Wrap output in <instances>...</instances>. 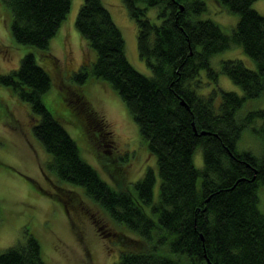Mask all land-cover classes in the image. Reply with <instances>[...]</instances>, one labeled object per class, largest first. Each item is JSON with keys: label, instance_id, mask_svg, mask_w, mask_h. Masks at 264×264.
I'll return each mask as SVG.
<instances>
[{"label": "trees", "instance_id": "obj_1", "mask_svg": "<svg viewBox=\"0 0 264 264\" xmlns=\"http://www.w3.org/2000/svg\"><path fill=\"white\" fill-rule=\"evenodd\" d=\"M72 1L2 4L12 16L14 40L51 58L50 42ZM122 1L138 24V55L151 76L129 61L123 34L103 1L83 0L76 28L84 57L90 59L72 81L78 86L89 79L109 84L137 125L141 144L155 157L156 170L148 168L128 191L114 189L84 159L55 100L51 103L57 114L47 106L52 77L39 58L26 55L1 83L38 118L33 135L48 154L47 168L58 182L82 189L133 235H119L115 264H264V213L258 195L264 188V157L236 151L247 129L264 144V108L241 115L247 102L264 96V16L253 8L257 0H216L239 17L231 33L203 17L208 11L204 0ZM151 9L157 10L156 22L148 18ZM234 47L242 49L256 69L240 60L221 62L219 72L212 67L214 57ZM220 75L242 94L219 88ZM209 79L215 84L211 89ZM258 122L259 128L254 125ZM197 150L202 151V169L194 164ZM0 264L46 263L38 240L30 237L0 253Z\"/></svg>", "mask_w": 264, "mask_h": 264}, {"label": "rangeland", "instance_id": "obj_2", "mask_svg": "<svg viewBox=\"0 0 264 264\" xmlns=\"http://www.w3.org/2000/svg\"><path fill=\"white\" fill-rule=\"evenodd\" d=\"M102 1L123 34L129 61L139 72L151 76L147 63L138 55V24L123 1ZM204 1L208 11L203 17L231 33L239 17L225 11L216 0ZM82 4L83 0L72 1L67 19L50 42L51 58H43L36 48L14 40L12 16L0 0V79L18 70L26 55L39 58L38 63L52 77V89L45 97L47 106L57 114L55 104L51 103V99L55 100L60 117L67 116L62 121L81 145L84 159L114 189L126 192L148 168L156 170V159L141 144L137 125L109 84L89 79L78 86L72 81L90 59L84 57L82 37L76 28ZM253 8L264 16V0L254 2ZM156 15V9L148 12L153 22L157 21ZM226 60H240L247 68L256 69L255 62L239 47L214 57L212 67L219 72L221 62ZM201 75L206 77L205 72ZM206 81L208 89L215 87L210 79ZM218 86L242 94V89L224 75L218 77ZM259 108H264V96L247 102L241 115ZM37 119L30 105L0 81V253L34 237L46 264H115L120 257L119 235H133L113 222L82 189L58 182L47 168L48 154L33 135ZM254 125L259 128L261 122ZM236 151L261 159L264 144L253 130L247 129ZM194 164L203 168L201 150L196 151ZM158 185L159 180L154 201L158 200ZM258 195L264 213V188Z\"/></svg>", "mask_w": 264, "mask_h": 264}, {"label": "water", "instance_id": "obj_3", "mask_svg": "<svg viewBox=\"0 0 264 264\" xmlns=\"http://www.w3.org/2000/svg\"><path fill=\"white\" fill-rule=\"evenodd\" d=\"M202 134H206V132H203Z\"/></svg>", "mask_w": 264, "mask_h": 264}]
</instances>
